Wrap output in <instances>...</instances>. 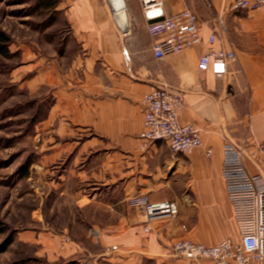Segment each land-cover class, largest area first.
Masks as SVG:
<instances>
[{
  "label": "crops",
  "instance_id": "1",
  "mask_svg": "<svg viewBox=\"0 0 264 264\" xmlns=\"http://www.w3.org/2000/svg\"><path fill=\"white\" fill-rule=\"evenodd\" d=\"M185 1L199 18L203 42L162 59L154 56L156 39L134 0H129V26L126 8L115 13L106 0L56 5L76 46L65 47L54 59L53 80L44 72L53 104L40 136L41 176L56 196L118 216L115 225L102 227L104 257L113 263L169 264L171 247L180 239L212 246L238 237L221 172L227 142L242 148L249 172L264 190V159L252 156L264 142V8L234 14L227 12L230 0ZM166 12H175L170 2ZM221 15L225 27L217 22ZM213 30L219 35L215 47L237 55L223 78L198 68ZM163 86L183 95L180 120L200 129L203 147L174 153L164 142L141 138L142 99ZM139 195L176 202L178 216L171 222L136 219L128 200ZM23 239L36 242L50 257L61 242L47 234Z\"/></svg>",
  "mask_w": 264,
  "mask_h": 264
},
{
  "label": "rangeland",
  "instance_id": "2",
  "mask_svg": "<svg viewBox=\"0 0 264 264\" xmlns=\"http://www.w3.org/2000/svg\"><path fill=\"white\" fill-rule=\"evenodd\" d=\"M124 1L129 26L131 6L129 0ZM134 1L139 8L138 0ZM40 2L0 0V31L9 38L5 53L0 55V247L9 239L12 242L0 253V264H118L104 257L108 251L103 246L102 230L109 223L115 225L118 216L102 208L79 207L74 199L56 196L53 186L49 188L45 176H41L44 164L40 136L53 104V92L45 86L44 72H50L48 79L53 80L54 59L65 47L76 44H72L63 12L57 7L47 9ZM169 2L175 10L186 6L185 0ZM139 198L158 202L144 195L129 199L128 206L136 219L171 222L179 214L171 219H149L139 213ZM29 233L61 238L57 253L50 257L36 242L24 241ZM67 250L68 255L64 253ZM178 260L188 262L174 255L169 264H177Z\"/></svg>",
  "mask_w": 264,
  "mask_h": 264
},
{
  "label": "built area",
  "instance_id": "3",
  "mask_svg": "<svg viewBox=\"0 0 264 264\" xmlns=\"http://www.w3.org/2000/svg\"><path fill=\"white\" fill-rule=\"evenodd\" d=\"M111 5V0H108ZM147 21V30L156 41L152 50L157 59L180 53L203 42L198 16L187 6L167 14L169 0H138ZM171 4V3H170ZM172 8H175L171 4ZM264 0H230L227 12L257 11ZM222 21V16H219ZM222 24V22H221ZM125 31V28H121ZM218 31L207 38L208 51L198 62V68L211 70L218 78L228 74V64L236 60L233 49L216 48ZM143 131L141 138L147 142H164L172 152L186 154L203 147L201 131L195 125L182 123L180 114L185 108L183 95L168 87H156L142 99ZM206 154L212 155L207 149ZM252 156L264 159V142L257 145ZM222 177L232 208L238 237L226 238L216 245H205L189 239L172 245V253L195 264L210 261L213 264H264V190L258 188L244 160L242 148L227 142L223 149ZM141 215L152 220L171 219L178 214L175 202L165 200L137 201Z\"/></svg>",
  "mask_w": 264,
  "mask_h": 264
},
{
  "label": "trees",
  "instance_id": "4",
  "mask_svg": "<svg viewBox=\"0 0 264 264\" xmlns=\"http://www.w3.org/2000/svg\"><path fill=\"white\" fill-rule=\"evenodd\" d=\"M45 8L52 9L53 7H56L58 0H41L40 2ZM39 3V4H40ZM9 38L7 35L0 31V55L5 53V49L7 48ZM26 167L23 166L22 170H24ZM11 239L7 240L2 247H0V253L5 252L7 248L11 245Z\"/></svg>",
  "mask_w": 264,
  "mask_h": 264
},
{
  "label": "bare ground",
  "instance_id": "5",
  "mask_svg": "<svg viewBox=\"0 0 264 264\" xmlns=\"http://www.w3.org/2000/svg\"><path fill=\"white\" fill-rule=\"evenodd\" d=\"M111 7L115 13H119L126 8V3L124 0H111ZM118 22L122 26L124 24L123 18L119 17Z\"/></svg>",
  "mask_w": 264,
  "mask_h": 264
}]
</instances>
